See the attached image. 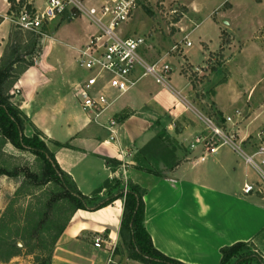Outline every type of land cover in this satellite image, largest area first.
<instances>
[{
	"label": "crops",
	"instance_id": "1",
	"mask_svg": "<svg viewBox=\"0 0 264 264\" xmlns=\"http://www.w3.org/2000/svg\"><path fill=\"white\" fill-rule=\"evenodd\" d=\"M43 2L34 0L32 5L40 8ZM10 9L7 0H0V64L17 29ZM48 38L52 35H45L42 44ZM193 48L185 52L191 65ZM48 51L43 50L20 76L13 102L28 119L25 135H42L80 192L93 197L101 190L98 197L104 199L109 192L104 186L114 179L123 186L124 182L140 186L145 190V228L153 246L184 264H220L221 250L239 242L252 243L264 257V197L243 193L244 184L254 179L246 180L251 170L239 155L226 148L216 154H208L202 145L191 148L197 137L208 133L203 121L196 126L188 123L192 116L183 100L191 85L180 74L181 65L177 79L183 80L181 84L173 86L174 74L167 88L152 80L141 82L113 104L109 113L124 118L116 143L103 127L106 120L101 125L89 123L83 111L71 109L70 97L85 79H73L67 69L48 62ZM218 99V111L227 114ZM176 124L182 125L179 132ZM162 133L174 146L172 165L169 152L152 148ZM8 146L14 153L28 154ZM107 159L118 164L109 166ZM123 212V199L95 212L76 211L54 246L50 264H138L119 254ZM97 237L107 243L101 249L94 246Z\"/></svg>",
	"mask_w": 264,
	"mask_h": 264
},
{
	"label": "rangeland",
	"instance_id": "2",
	"mask_svg": "<svg viewBox=\"0 0 264 264\" xmlns=\"http://www.w3.org/2000/svg\"><path fill=\"white\" fill-rule=\"evenodd\" d=\"M33 1L23 0L21 6L33 4ZM67 19L65 15L46 24L42 34L32 33L38 42V36L43 39L45 35H52L46 43L42 44L41 41L35 48L31 33L18 29L14 31L8 55L11 58H23L27 55L25 62L19 63L17 72L28 62L36 63L40 57L39 50L48 49V62L59 69H67L73 74V79H86L88 73L79 64V52L76 48L85 47L95 28L85 18L73 20L71 23ZM176 20H179L178 23ZM52 31L54 34H51ZM125 34L146 38L145 58L153 63L163 60L170 65L175 77L172 83L183 82L181 78L177 81L181 65L180 74L191 85L188 98L183 100L192 116L188 120L190 125L196 126L197 121H203L206 128V118L221 123L225 116L241 112V117L235 118L238 123L234 127L230 126L229 130L233 129L239 139L248 138L244 148L250 149L260 142V138L264 139V0L260 4L255 0H147L125 25ZM187 41L194 45L189 58L197 68L186 59L185 52L190 48L183 45ZM12 46L18 48L16 53L14 49L11 50ZM209 50L214 52L207 53ZM150 80L152 79H144L141 82ZM72 98L70 97L71 109L76 113L81 112L78 101L75 97ZM217 99L225 106L227 114L218 111ZM181 127V124H176L175 130L179 132ZM165 135L166 133H162L152 148L157 153L169 152L168 161L172 165L174 146ZM226 149L232 151L231 148ZM12 150V147H5L8 155L16 157L10 162L4 159L10 164L7 163L10 170L16 167L21 172H27L30 168L37 171L38 165L32 155L14 153ZM249 175L246 180L254 179L252 181L260 183L253 170ZM23 180L0 177V212L4 215L0 236L19 248L23 246L21 237L29 239L34 236V239L17 257L0 264H50L55 224H52L53 229L50 231L42 229V234L39 235L35 234L31 224L28 231H25L28 215L31 209L46 204L49 206L47 212L50 217L62 220L70 213L71 207L65 205L61 210V203L51 205L58 195L53 185L38 187ZM124 185L126 186L125 182ZM260 185L263 191L260 196L264 197V183ZM114 189L113 182L111 191ZM126 242L122 244L119 254L131 258L134 255Z\"/></svg>",
	"mask_w": 264,
	"mask_h": 264
},
{
	"label": "built area",
	"instance_id": "3",
	"mask_svg": "<svg viewBox=\"0 0 264 264\" xmlns=\"http://www.w3.org/2000/svg\"><path fill=\"white\" fill-rule=\"evenodd\" d=\"M145 1L44 0L40 8L30 3L23 5L19 14H13L14 24L23 32L42 34L46 24L65 15L69 21L85 18L95 28L96 33L79 52V64L88 76L75 87L74 97L89 123L101 125L102 120H106L103 127L109 132L110 140L116 143L122 123L119 117L109 113L113 104L144 79H152L164 88L170 87V65L163 60L149 62L144 56L146 38L125 34V25ZM29 6L32 8L29 9ZM183 47L191 48L192 43L187 41ZM241 115L237 112L233 116H225L221 123L206 118L208 135L197 137L192 147L202 145L208 154H216L221 148H231L260 180V183L246 182L243 193L260 195L263 193L260 184L264 183V139L260 138V142L250 149L244 148L248 138L239 139L233 129L229 130L230 126H236L238 122L235 118ZM103 244L107 243L102 238H95V248L101 249Z\"/></svg>",
	"mask_w": 264,
	"mask_h": 264
},
{
	"label": "trees",
	"instance_id": "4",
	"mask_svg": "<svg viewBox=\"0 0 264 264\" xmlns=\"http://www.w3.org/2000/svg\"><path fill=\"white\" fill-rule=\"evenodd\" d=\"M11 5L12 14H19L21 4L23 0L18 2L17 0H7ZM260 4L263 0H255ZM32 6H29V9ZM179 20H176L178 23ZM31 33V32H29ZM33 48L36 45L41 44L42 37L38 36L39 42L36 41L35 35L32 34ZM17 38V36H16ZM35 42V43H34ZM12 46L14 53L17 49ZM9 49L6 55L3 57L0 64V177L7 176L10 178H23L28 180L33 185L43 187L46 185H53L55 190L58 191V195L51 202V205H58L61 203V210L65 205H69L71 210L69 214L62 220L59 218H51L47 210L48 205L38 206L30 210L27 218V225L24 226V230L28 231V226L31 224L35 234H42V229L50 231L52 224H55V234L52 236L51 254L56 242L61 234L65 231L72 216L78 210H84L89 212H95L101 210L117 200H124V212L121 223V239L122 243L133 252V257L130 259L140 262L142 264H184L182 262L173 260L161 252H159L153 246L151 237L145 228V204L143 196L145 190L140 186L128 183L123 186L121 180L114 179L112 182H107L105 188L109 190L108 195L104 199H99L98 194L101 190L95 192L93 197H89L80 192L74 185L70 176L66 174L58 165L54 154L49 150L47 144L42 139V135L36 132L33 137H27L24 133L25 125L28 122L27 117L21 111L19 106L13 102L14 99V87L20 79V76L29 68L35 65V62L31 61L17 72L19 63L25 62L23 58H11ZM40 54L42 49L39 50ZM28 55H31L29 53ZM121 123L124 118L119 117ZM12 145L16 150L21 153H28L35 158V163L38 165L37 171L28 169L27 172L18 171V168L14 167L10 170L9 162L16 157L8 155L5 152L7 145ZM141 153H146L144 148ZM109 166H115L118 163L107 159ZM7 163L9 165H7ZM115 183L114 191H111V184ZM24 184V182H23ZM58 208V206L56 207ZM4 215L0 212V228L3 224ZM34 239V236L29 239L21 237L20 241L23 243L22 248L12 244L9 240L0 236V263L10 261L12 258L17 257L22 249L28 248L29 243ZM42 240V238L40 239ZM222 259L220 264H264V257L252 243L239 242L232 246L225 247L221 250Z\"/></svg>",
	"mask_w": 264,
	"mask_h": 264
}]
</instances>
